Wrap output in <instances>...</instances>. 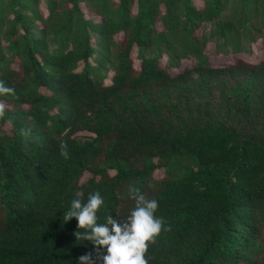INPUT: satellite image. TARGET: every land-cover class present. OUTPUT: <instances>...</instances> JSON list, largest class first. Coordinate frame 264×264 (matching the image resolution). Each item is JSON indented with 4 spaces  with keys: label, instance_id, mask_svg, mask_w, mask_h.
<instances>
[{
    "label": "trees",
    "instance_id": "trees-1",
    "mask_svg": "<svg viewBox=\"0 0 264 264\" xmlns=\"http://www.w3.org/2000/svg\"><path fill=\"white\" fill-rule=\"evenodd\" d=\"M0 80V264L95 259L63 215L130 187L171 225L149 264H264V0H0Z\"/></svg>",
    "mask_w": 264,
    "mask_h": 264
},
{
    "label": "clouds",
    "instance_id": "clouds-1",
    "mask_svg": "<svg viewBox=\"0 0 264 264\" xmlns=\"http://www.w3.org/2000/svg\"><path fill=\"white\" fill-rule=\"evenodd\" d=\"M15 95V88L7 86L0 80V96ZM9 111L5 102L0 100V119ZM20 134L26 139L32 135V129L25 127ZM60 155L68 159L69 151L66 141H61ZM129 195L135 201L130 215L122 221L109 215L106 223H99L98 212L104 205V198L99 191L88 193L86 202L84 193L77 191L70 202V208L64 213V220L75 218L78 222L75 236L78 239L91 241L96 246V257L88 252L79 256V264H149L146 258L150 244H155L162 231H170L171 225L165 228V220L156 212L159 204L155 198L149 199L138 188L130 187ZM84 229L83 232L79 231ZM106 249L103 251L101 249Z\"/></svg>",
    "mask_w": 264,
    "mask_h": 264
},
{
    "label": "rangeland",
    "instance_id": "rangeland-1",
    "mask_svg": "<svg viewBox=\"0 0 264 264\" xmlns=\"http://www.w3.org/2000/svg\"><path fill=\"white\" fill-rule=\"evenodd\" d=\"M244 57H245V56H244ZM253 58L257 59L258 57L252 55V56H251V59H253ZM9 127H10V126H8V125L4 126V130H5V131H8V130L10 129ZM157 174L160 175V174H161V171H160L159 173L157 172Z\"/></svg>",
    "mask_w": 264,
    "mask_h": 264
}]
</instances>
